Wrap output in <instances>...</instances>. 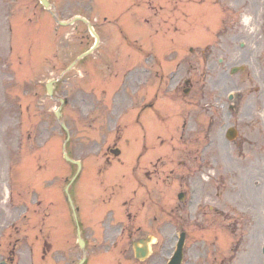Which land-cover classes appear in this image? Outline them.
<instances>
[{
  "label": "rangeland",
  "instance_id": "obj_1",
  "mask_svg": "<svg viewBox=\"0 0 264 264\" xmlns=\"http://www.w3.org/2000/svg\"><path fill=\"white\" fill-rule=\"evenodd\" d=\"M14 1L15 3L0 0V54L7 53L6 47H8L5 45L6 33L5 26L1 24L2 17L6 15L7 10H20L25 8L22 4H27L25 0ZM52 1L64 20H70L77 15L92 16L88 2L85 6L83 3L79 5L77 0ZM94 1L100 10L111 4V0H91L92 5ZM115 2L119 3V0ZM173 3L174 0L161 3L165 6L167 19L170 14L173 15L170 13ZM191 6L198 11H194L193 16L186 22L183 21L182 25L179 22L176 23L179 33L175 26L170 28L165 25L158 28V23L152 21L149 24H140L142 27L135 32V36H143L145 42L151 39H189L192 42L189 45L193 46L195 51H207L210 22L207 18L200 16L197 19L196 17L198 13L201 14L208 9L205 6L199 8L194 4ZM39 12H41L40 7ZM252 15L255 16V12H252ZM255 24L256 26L249 29L253 33L250 35V32H247V36L253 39L264 36V2L260 5ZM55 29L53 60H50L44 43L42 44L44 51L41 54L38 44L33 39L42 38L36 33V37L30 40L29 45H37V56L35 57L33 52L32 55L22 58L20 61L23 62L17 65L19 72L24 73L22 80L18 78L16 82L6 80L7 84L4 87L0 84V261L15 244L18 247L21 264H27L25 248H22L25 245L33 246L36 254H40L41 244L37 241L36 235L42 227H45L46 231L49 229L48 237L51 241L46 238L55 244L52 253L58 249L52 257L54 263L48 257L47 262L42 264H76L83 256L77 244L76 227L68 213V205L64 201V188L74 174L75 168L63 161L62 147L66 135L54 115L60 103L49 99L46 85L50 80L60 79L62 72L73 61V56L89 48L93 41L87 40V31L81 24H78L76 29H63L57 25ZM241 30L245 31L242 26ZM75 31L78 35H74ZM111 32L119 37L117 30ZM202 41L205 42L200 43ZM96 57L97 53L80 63L56 89L58 98L66 96L69 101L63 113L72 136L71 155L74 159L86 161L91 168L90 172L86 173L85 167L79 182L71 189L79 221L84 226L83 237L88 242L87 254L90 263L87 264H167L169 254L173 251V243L180 232L187 234L184 264H220L218 259L223 256L226 257V261L229 260L232 252L229 248L220 250L219 244L217 248L215 247V255L213 254V245L210 247L213 243L210 241L212 238L207 237L210 233L205 231H215L216 234H220V240H224L228 247H231L237 241L234 235L239 225L243 227L246 223L245 230L252 231L248 224L252 219H248V216L242 212L245 205L248 207L252 204L245 199H242L245 201L243 205L237 201L234 204L231 202L235 198H230V195L238 190L229 189L231 182H224L228 178L224 169V152L222 154L214 152L210 156L213 169L205 166L204 171L216 173L215 179L210 182L204 181L203 178L196 179L194 182L198 185L200 194L195 196L194 200L189 195L188 202L184 206L186 209H182L171 219L156 210L153 203L145 206L138 204L142 196L134 199L135 207L132 206L133 210H131L128 204L132 195L128 194L126 187L123 193L120 192L112 197L104 192L106 185L118 186L120 180L128 188L136 184V178L132 180L128 176L123 178L120 175L124 172L128 173V168H131L130 164L133 161L132 156L141 149L143 141L137 132V127H134V135L131 130L126 129L124 136L132 134V142L126 144L125 161L127 163L120 165L121 162L114 160L109 165L106 164L105 172L107 170L108 172L99 175V171L105 164L104 153L114 141V132L111 127L116 123L114 120L117 113L125 108L127 103L120 105V108L113 110L114 113L111 114L104 107L95 105V99L93 101L89 98L86 90L94 93L98 91L95 89L94 81L99 82L96 88L100 89L101 86H105V81L103 83L100 80L112 78V75L103 76V73L99 71L97 66L99 59ZM191 57L193 56H187L184 62L186 63ZM4 61L17 63L14 58ZM4 61H0V69L4 68L2 65ZM198 62L202 73V61ZM20 65H23L22 69ZM85 73L86 78L82 79ZM4 94L8 96V105L4 100L6 99ZM153 137L154 133L149 127L148 139L152 140ZM235 177L233 184L242 183L245 191L249 192L251 186L244 184L243 176L235 173ZM100 181L104 187L98 189L96 183ZM192 187L194 189L195 187L193 185L190 187V191L193 192ZM174 188L175 190L179 188L178 184ZM111 191L118 192L112 189ZM197 204L199 205L196 206ZM181 206L178 203V208ZM197 208L198 213H196ZM97 210L99 215L94 217ZM169 210L167 207L165 213L167 214ZM129 211H134L137 217L127 219ZM206 213L208 215L203 217ZM154 215H160V217L154 219ZM14 227H19L21 231L16 233ZM255 228L258 233L252 242L259 248L264 242V220H261ZM27 236L31 240L25 244L28 240ZM148 236L153 239L152 255L145 262H137L131 242ZM18 238L21 241L16 240ZM242 244L244 245L245 242ZM243 259H248V251L243 252ZM238 263L241 264L240 259L235 264ZM253 264L258 263L253 262Z\"/></svg>",
  "mask_w": 264,
  "mask_h": 264
},
{
  "label": "flooded vegetation",
  "instance_id": "obj_2",
  "mask_svg": "<svg viewBox=\"0 0 264 264\" xmlns=\"http://www.w3.org/2000/svg\"><path fill=\"white\" fill-rule=\"evenodd\" d=\"M244 0H210V27L222 28V34L228 32L231 27L238 26L239 11ZM216 10V11H214ZM220 38V37H218ZM247 42V45H246ZM244 50V51H243ZM261 51L264 54V39H210V93L208 95L204 91L194 90L192 81L188 83L189 94L192 93L194 99L191 104L195 110H198L201 102L208 96L207 99V114H208V135L209 137L216 129L219 112L215 113L214 108L219 101L223 100L228 88L240 89L239 95L236 97H229L227 99L231 102V107L228 108L229 116L239 121L254 122L256 119L264 124V94L259 96V100H245L242 94L245 79L234 80L231 76L232 71L244 65H250L251 70H246L249 81L254 84L256 82H263V78L257 72L255 64L256 52ZM264 58L263 55L260 56ZM159 74V73H157ZM247 90V89H246ZM258 91V89H257ZM215 95H218L215 98ZM216 99V101H215ZM231 126H236L235 124ZM250 135H256V128L251 124L247 125ZM243 138L247 135L243 132ZM148 177H151L147 174ZM12 261V259H11Z\"/></svg>",
  "mask_w": 264,
  "mask_h": 264
},
{
  "label": "water",
  "instance_id": "obj_3",
  "mask_svg": "<svg viewBox=\"0 0 264 264\" xmlns=\"http://www.w3.org/2000/svg\"><path fill=\"white\" fill-rule=\"evenodd\" d=\"M71 162L73 163H76L74 161L71 160ZM77 165L80 166V164L77 162L76 163ZM70 199V198H69ZM71 201V199H70ZM71 204H72V201H71ZM73 205V204H72ZM182 249L180 250V253L178 254V257L171 263V264H180L181 262V257H182V253H181ZM137 255L138 257H145L146 256V250L142 251V254L139 253V250L137 251Z\"/></svg>",
  "mask_w": 264,
  "mask_h": 264
},
{
  "label": "bare ground",
  "instance_id": "obj_4",
  "mask_svg": "<svg viewBox=\"0 0 264 264\" xmlns=\"http://www.w3.org/2000/svg\"><path fill=\"white\" fill-rule=\"evenodd\" d=\"M248 20V19H247ZM248 23V21H246Z\"/></svg>",
  "mask_w": 264,
  "mask_h": 264
}]
</instances>
